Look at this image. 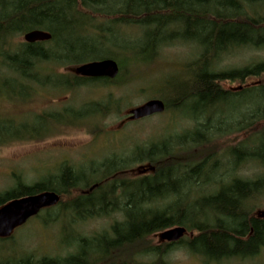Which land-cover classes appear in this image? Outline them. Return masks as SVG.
Here are the masks:
<instances>
[{
	"label": "trees",
	"instance_id": "16d2710c",
	"mask_svg": "<svg viewBox=\"0 0 264 264\" xmlns=\"http://www.w3.org/2000/svg\"><path fill=\"white\" fill-rule=\"evenodd\" d=\"M259 2L264 6V0H0L1 68L14 76L2 81L0 94L7 93L12 103L28 102L36 88L71 92L81 87L138 85L142 71L131 74L129 68H149L161 48L192 42L198 50L197 57L185 65L182 78H170L153 91L157 95L153 99L165 104L164 112L181 115L191 122L190 129L136 147L125 158L112 156L94 166L90 163L89 169L76 170L64 162L54 173L29 184L13 174L11 187L0 193V207L15 199L56 193L60 202L40 212L49 217V224L61 223L68 213L79 222L111 214H120L121 220L107 232L77 238L76 252L67 257L10 254L0 258V264H117L118 256L126 252L129 261L122 264L142 257H151V264H168L164 256L179 245L217 263L252 257L264 248V220L249 216L247 209L251 200L264 194V180L231 176L247 163L264 168V127H256L264 123V62L216 69L231 51L264 50V9L258 14L249 9ZM118 24H135L143 30L141 45L125 49L133 53L131 58L116 56L107 47ZM33 30L46 32L51 39L12 48V38ZM105 59L118 64L114 80L58 71ZM249 79L259 83L237 92L221 87L224 82ZM121 103L108 97L104 104L92 105V113H116ZM230 107L244 111L232 118L224 112ZM83 117V111L71 107L36 115L33 124L16 123L0 114V147L44 141L60 126L81 125L77 119ZM233 134L248 139L221 153L203 152L206 144ZM226 159L229 166L224 168L221 162ZM143 164L149 167L147 173L128 177L132 165ZM222 175H230L226 184ZM211 183L214 189L205 193ZM76 190L83 191L70 201L62 200ZM173 227H183L193 236L151 246L152 235ZM66 232L63 228L62 234ZM11 238L0 239V254L2 244Z\"/></svg>",
	"mask_w": 264,
	"mask_h": 264
},
{
	"label": "rangeland",
	"instance_id": "374dc122",
	"mask_svg": "<svg viewBox=\"0 0 264 264\" xmlns=\"http://www.w3.org/2000/svg\"><path fill=\"white\" fill-rule=\"evenodd\" d=\"M261 8L264 9V6L259 2L249 9L258 14L263 12ZM251 11L250 13H252ZM118 28L107 47L116 56L131 58L133 53L126 52L125 49L141 45L140 39L143 36V30L137 28L135 24H118ZM10 42L12 48L18 47L24 43L23 35L12 38ZM197 53L198 50L192 42H174L161 48L157 59L149 68L147 66H138L135 69L129 68L128 73L131 74L142 71L137 79L138 85L125 83L126 85H109L104 88L81 87L71 92L62 89L36 88L35 93L30 96L26 103H12L6 99L7 93L2 92L0 94V114L3 117L11 118L16 123L33 124L36 122L34 120L36 115L68 107L83 111L85 117L77 119L81 125L60 126L54 136L44 141L15 142L0 147V193L11 187L13 174L20 175L22 180L29 184L37 182L48 173H54L64 162L76 170L89 169L90 163L94 166L112 156L125 158L136 147L143 148L151 142L190 129L192 127L190 121L171 112H164L137 121H130L128 112L155 98L157 95H154L153 91L157 89L159 84L170 78H182L185 75V65L194 60ZM261 61L264 62V50L239 49L224 55L219 60L216 69L223 71L240 68ZM1 66L2 62L0 61V88L2 81L5 79H14V76L4 71ZM73 68L67 67L58 71L68 73ZM126 72L125 70L124 75ZM258 83L259 79H249L244 83L224 82L221 87L224 90L237 92ZM108 97H111L112 100L121 101V107L119 106L116 113L94 115L92 113L95 109L93 106L104 104ZM231 108H226L224 112L226 116L232 118H238V115H241L244 111V108L234 111ZM68 119L72 120L70 117ZM256 127L261 130L264 123H260ZM246 137L244 134L224 135V137L217 138L211 144H206L202 150L207 153L214 151H220L219 153H221L222 149L225 150L229 146L247 140ZM194 152H199V150ZM221 164L224 168L229 166L227 159L222 161ZM148 170L147 164L132 165L130 170L127 171V175L133 179L147 173ZM218 172H222V170H218ZM228 176L230 175H222L223 184L228 182ZM231 176L244 180H255L260 177L264 180V168H261L260 165L247 163L235 169ZM214 187L215 184L211 183L205 193L210 189L213 190ZM82 191H73L70 196L61 199L70 201L81 195ZM247 209L249 216H255L259 211H264V194L251 200ZM67 216L62 218L61 223L57 222L56 224L46 223L49 217L43 212L39 217L30 219L25 225L15 230L11 240H7L2 244L4 251L0 254V258L8 257L10 254H14V256H32L35 259L43 257L64 258L76 252L77 238H89L107 232L113 222L121 220L120 214H111L106 218L86 222L74 220L73 214L68 213ZM63 228H67L65 234H62ZM159 233L149 238L151 246L157 247L165 243L159 241ZM187 238H190L189 235L182 239ZM117 259V264L126 262L125 259H128L127 252L119 255ZM164 260L168 264H264V248L252 257H231L212 263L199 255L191 254L182 245H179L168 251L164 256ZM152 262L151 257H142L133 261V264H151Z\"/></svg>",
	"mask_w": 264,
	"mask_h": 264
},
{
	"label": "water",
	"instance_id": "95a60500",
	"mask_svg": "<svg viewBox=\"0 0 264 264\" xmlns=\"http://www.w3.org/2000/svg\"><path fill=\"white\" fill-rule=\"evenodd\" d=\"M51 39V35L33 30L23 35V42L33 44L45 42ZM72 72L82 78L114 80L119 74L118 64L111 59L93 61L78 65ZM165 104L159 99H151L128 112L130 121L143 120L155 115L163 114ZM60 202V197L54 192H43L37 195L15 199L0 207V239H7L18 228L25 225L30 219L38 216L41 211L55 207ZM264 218V211L260 212ZM188 234L183 227H173L158 234L160 242L176 243Z\"/></svg>",
	"mask_w": 264,
	"mask_h": 264
},
{
	"label": "flooded vegetation",
	"instance_id": "af4514ba",
	"mask_svg": "<svg viewBox=\"0 0 264 264\" xmlns=\"http://www.w3.org/2000/svg\"><path fill=\"white\" fill-rule=\"evenodd\" d=\"M260 212H261V211H259L258 213L255 214V216H252V217H253L254 219H257V220H260V221H261V220H264V218L260 217Z\"/></svg>",
	"mask_w": 264,
	"mask_h": 264
}]
</instances>
